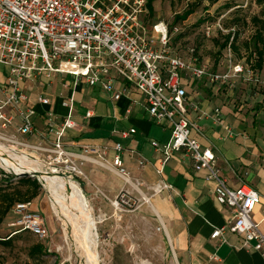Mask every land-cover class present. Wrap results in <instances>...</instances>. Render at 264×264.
<instances>
[{
    "label": "built area",
    "instance_id": "1",
    "mask_svg": "<svg viewBox=\"0 0 264 264\" xmlns=\"http://www.w3.org/2000/svg\"><path fill=\"white\" fill-rule=\"evenodd\" d=\"M145 10L146 0H0V66L7 69L0 83V132H3L0 140L27 151L24 154L33 161L41 160L42 171L48 174L75 181L85 177L83 165L92 163L105 168L112 166L117 175L129 179L119 155L123 150L121 143H115L116 155L109 164L107 146L86 144L78 146L79 152H73L66 149L65 136L76 128L72 119L74 91L81 81L88 87L101 88L113 101L128 96L133 89L142 95L150 121L170 130L167 143L150 142L161 156L155 173L161 176L173 154L184 151L194 171L205 170L206 179L215 182V202L230 210L225 225L215 228L210 238L222 241L224 232H230L242 237L241 248L264 255V233L260 222L252 219L262 198L245 183L230 188L216 166L213 151L202 148L191 137V131L198 128L188 116V106L194 109L196 106L186 91L189 83L203 82L234 92L241 85L264 87V79L249 65L236 61L230 47L214 71L200 61L193 48H188L184 56L178 55L172 41L180 34V28L159 21L150 31L141 18ZM216 28L222 30L219 24ZM212 31L213 27L205 26L206 37ZM52 76L73 78L72 93L61 102L66 110L61 118L50 112L38 113L36 104L48 108L50 100L38 95L34 104L26 89L27 84ZM118 81L123 82L119 90L115 88ZM211 113L201 115L210 116L219 125L220 109ZM92 115L86 111L84 118ZM38 117L42 118L40 126L35 121ZM224 129L232 135L229 127ZM135 133V129L114 131L121 139ZM11 151L7 149V153ZM146 163L144 158L138 160L140 167ZM0 168L3 170L0 178L10 176L14 182L22 178V174ZM170 189L171 185L163 181L152 187L154 195ZM31 207L30 202L14 205L11 212L14 219L8 225L11 235L28 233L44 243L47 254H58L59 248H53L45 220Z\"/></svg>",
    "mask_w": 264,
    "mask_h": 264
},
{
    "label": "crops",
    "instance_id": "2",
    "mask_svg": "<svg viewBox=\"0 0 264 264\" xmlns=\"http://www.w3.org/2000/svg\"><path fill=\"white\" fill-rule=\"evenodd\" d=\"M2 81L3 73L0 72V83ZM72 82L73 79L70 81L64 77L52 76L50 79L41 78L27 84L26 89L34 104L38 95L50 100L48 108L36 104L38 113L50 112L61 118L66 113L61 102L66 101L72 93ZM122 83H115V88L119 90ZM64 84L68 86L64 87ZM55 87L58 88L57 92ZM84 87L90 90L83 92ZM98 90L104 94H96ZM89 91L91 102L86 104L82 100ZM130 91L128 96L124 95L118 101H113L110 94L101 88L88 87L82 81L74 91V105H79L83 113L80 114L73 106L72 119L76 128L66 133V149L79 152L78 146L81 145L107 146L109 150L106 160L111 164L116 155L113 147L119 142L123 145V150L119 153L123 167L130 174L129 179L121 178L112 166L105 168L85 163L83 171L85 177L89 178V189L115 194L125 189L126 183L132 185L133 180L142 181L144 188L149 189L163 181L171 185V189L151 198L150 204L157 214L151 207L150 209L159 220L157 223L173 254L174 264H264L262 253L241 248L242 237L239 235L224 232L222 241L210 238L215 228L225 225L231 215L230 210L215 202V182L206 179L205 170L194 171L192 162L184 151L173 154L161 176L155 173L161 156L155 153L150 142L167 143L170 130L150 121L142 95L133 89ZM186 91L188 98L196 106V109L188 106V116L198 128L191 131V137L202 148L213 151L216 166L230 188L236 189L245 183L261 196L262 200L256 206L252 219L260 222V230L264 233V124L261 123L264 104L262 107H253L251 111L250 106H247L245 92L236 94V90L228 92L218 87L209 89L196 83L188 85ZM215 108L221 111L219 125L214 124L210 116L201 115L203 112L211 115ZM86 111L92 112L91 118H84ZM249 116L253 119L249 120ZM35 121L40 126L42 118L38 117ZM226 126L231 129V136L225 131ZM130 129H135L136 133L128 139H121L114 134V131ZM140 158L147 161L143 167L138 165ZM144 188L140 189L141 192L150 194ZM55 228L58 236L57 222Z\"/></svg>",
    "mask_w": 264,
    "mask_h": 264
},
{
    "label": "rangeland",
    "instance_id": "3",
    "mask_svg": "<svg viewBox=\"0 0 264 264\" xmlns=\"http://www.w3.org/2000/svg\"><path fill=\"white\" fill-rule=\"evenodd\" d=\"M190 8L193 9L192 14L183 21L173 23L176 15H181ZM152 9L150 14L146 7L141 17L149 30L151 31L152 26L159 21L166 23L169 27L178 26L181 34L174 41L176 52L183 54L188 48H196L198 56L209 68L215 65L216 59L225 57L226 50H223L218 58L219 47L215 41L217 40L218 44H221L224 40L223 36L228 32L238 34L236 46L239 47L240 54L245 57L249 49L253 50L252 40L254 37L260 34L264 38V2L259 4L258 0H153ZM254 18H256L255 21ZM217 24L221 26L222 30L217 28L218 31H216ZM207 25L213 27L209 38L205 36V26ZM154 39L157 40L158 36L155 35ZM245 43H249L248 50L244 47ZM0 72L6 75L7 69L0 66ZM58 77H64L65 80L70 81L73 79L70 76ZM262 77L264 79V72ZM183 84L184 87L187 85L184 81ZM198 85L200 87L207 86L203 82H198ZM259 88L257 90L253 86L244 85L236 89V94L240 91L245 92L248 99L247 106H250L249 110L251 111L253 107L258 105L262 107L264 104L262 103L264 102V88ZM54 90L57 92L58 88L55 87ZM88 90L90 89L87 87L83 88V92ZM46 91L51 92L50 89H46ZM99 92L101 91L98 90L96 94H104V92H101L102 94ZM90 99L89 91L84 95L82 101L88 104L91 102ZM245 108L248 109V107ZM74 109L80 114L83 113V109L79 105L75 104ZM248 119L252 120L253 117L249 116ZM261 119V123L264 124V110ZM1 133L3 134V132ZM0 145L10 151L15 149L7 141L0 140ZM11 152L17 155L28 153L20 149ZM1 153L6 155L3 151ZM36 162L41 164V167L44 164L41 160ZM0 171L3 172L1 168ZM75 182L87 201L92 215L90 220L94 219L95 221L94 233L98 264H135L141 261H149L152 264H174L173 254L164 240L163 232L158 231L160 226L157 222L159 220L153 213L154 211H151L150 204L144 200L146 197L150 201L154 197L152 188H144L145 184L142 181L133 180L132 185L126 183L127 187L120 192L104 194L99 189L90 190L87 177L82 180L76 179ZM142 187L147 189L146 193L150 194H143L140 190ZM41 190L42 195L34 200L31 211L39 213L45 220L46 231L49 235L52 234L50 237L54 245L53 248H59V253H45L42 257L30 258V248L40 241L28 233L22 232L11 238L10 245L0 246V264H87V255L81 247L79 248L72 226L66 224L56 214L48 193L42 186ZM77 215L75 216L76 220H80V216ZM13 219L12 214L5 219L0 226V236L11 234L12 230L8 225ZM88 221L87 219L85 223H89ZM55 222L59 227L58 236ZM76 232L85 234L86 231L80 227L76 229Z\"/></svg>",
    "mask_w": 264,
    "mask_h": 264
},
{
    "label": "bare ground",
    "instance_id": "4",
    "mask_svg": "<svg viewBox=\"0 0 264 264\" xmlns=\"http://www.w3.org/2000/svg\"><path fill=\"white\" fill-rule=\"evenodd\" d=\"M1 151L6 153V155L2 154ZM0 166L16 174L27 172H38L42 174L40 182L49 195L54 211L66 224L72 226L76 233L79 248L81 247L87 255V264H96L95 221L94 219L90 220L92 215L78 184L73 180H68L55 174H45L42 171L41 165L31 160L27 154L17 155L15 153H7V149H4L2 145H0ZM144 200L150 204L149 199L145 197ZM150 206L157 214L151 204ZM76 214L80 216V220H76ZM87 219L89 223H85ZM80 227L84 228L86 231L85 234L76 232V229ZM91 252L95 255V258L91 256Z\"/></svg>",
    "mask_w": 264,
    "mask_h": 264
},
{
    "label": "trees",
    "instance_id": "5",
    "mask_svg": "<svg viewBox=\"0 0 264 264\" xmlns=\"http://www.w3.org/2000/svg\"><path fill=\"white\" fill-rule=\"evenodd\" d=\"M152 2L153 0H147L146 7L151 14L152 9ZM264 0H258V3H263ZM193 13V9L190 8L187 11H185L181 15H176L174 18V24L178 23L180 21L185 20L190 14ZM256 18H254V21ZM176 26V25H174ZM172 27V26H171ZM216 31H218L217 28H215ZM213 32V31H212ZM181 34V33H180ZM179 34V35H180ZM177 35L173 41H172V47H174V41L179 36ZM224 40L221 44H218L217 40L215 41V44L218 45V52L217 56L219 58L221 52L223 50H226L227 47H230L232 54L234 56V59L238 62H242L246 65H249L254 71L258 72L261 76L264 71V38L257 34L254 39L252 40V47L253 50L250 51L249 49V43H245L244 47L246 50L249 49V52L247 53V56H243L240 54L239 47L236 46V41L238 39V34L236 32H228L226 35L223 36ZM192 48V47H191ZM197 53V49L193 48ZM175 50V49H174ZM176 52V50H175ZM177 53V52H176ZM235 53V54H234ZM180 56H184L185 52L183 54H179ZM236 55V57H235ZM200 58V57H199ZM221 61L224 58H220ZM220 59L215 60V65L211 68L213 71L218 69L219 64L221 63ZM201 62H203L200 59ZM220 61V62H219ZM196 83V82H195ZM198 84V83H196ZM205 84V83H204ZM206 85V84H205ZM244 86V85H241ZM209 89L211 86L207 85ZM261 88H264L260 86ZM260 89L259 87H255ZM262 102V101H261ZM42 195V190L39 182L36 179H32L30 177H22L17 179L15 182L12 180V177L8 176L7 178H0V226L3 224L5 219L11 215L12 209L14 205L18 202H34V200H37ZM18 235V234H16ZM16 235H7V236H0V246H8L11 244V238ZM46 249L45 245L42 242H38L34 244L30 250H29V256L30 258L35 257H42L45 255Z\"/></svg>",
    "mask_w": 264,
    "mask_h": 264
},
{
    "label": "water",
    "instance_id": "6",
    "mask_svg": "<svg viewBox=\"0 0 264 264\" xmlns=\"http://www.w3.org/2000/svg\"><path fill=\"white\" fill-rule=\"evenodd\" d=\"M8 157V156H7ZM8 159H9V157H8ZM45 174H47V175H53V174H48V173H45ZM42 176V174L41 173H38V172H28V173H26V174H22L20 177H30V178H32V179H36L38 182H39V184L43 187V185L41 184V182H40V177ZM61 177H64V176H62V175H60ZM64 178H66V177H64ZM67 179V178H66ZM43 189L45 190V188L43 187ZM87 247V246H86ZM88 248V247H87ZM88 250H89V248H88ZM90 251V250H89ZM91 256H93L94 258H95V255L94 254H92V252H91ZM96 264H98V261H97V259H96Z\"/></svg>",
    "mask_w": 264,
    "mask_h": 264
}]
</instances>
